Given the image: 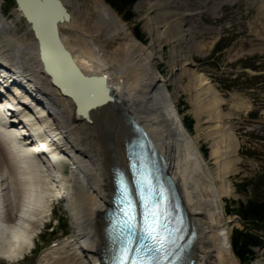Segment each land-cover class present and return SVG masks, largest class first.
I'll use <instances>...</instances> for the list:
<instances>
[{"label":"bare ground","instance_id":"bare-ground-1","mask_svg":"<svg viewBox=\"0 0 264 264\" xmlns=\"http://www.w3.org/2000/svg\"><path fill=\"white\" fill-rule=\"evenodd\" d=\"M168 1L152 3L145 0L141 7L149 5L155 13L165 16L170 14ZM92 9L94 18L87 21L86 12L78 13V17L70 13V21L58 28L60 40L76 67L84 75L104 76L112 91L113 100L85 111L86 117L75 113L73 99L61 95L59 88L52 85L51 75L43 70L31 25L28 24V29L32 38L21 39L16 37L14 27L11 30L6 27L0 16V32L5 33L0 41V62L20 71L36 86L33 97H43L52 113L48 114V120L50 132L60 145L58 154L68 153L72 156L69 162L73 165L76 162L69 173L74 184L71 198L76 214L74 231L91 249L87 264H97L106 250L103 214L113 193V171L116 167L127 169L124 146L133 134L125 114L136 119L154 140L159 154L166 160L167 174L183 198L191 230L196 235L185 264H237L229 245L231 225H224L218 218L222 198L229 194L228 188L214 187L205 171L206 160L184 130L169 95V100L165 101L163 89L168 91L156 73L153 46L150 45L148 50V46L137 41L104 0H92ZM17 12L22 18L21 12ZM43 12L39 6H33L31 10L32 16L42 22V27V19L46 18ZM145 24L148 25V19ZM175 27L179 33L176 37H179L182 25L177 23L174 25L176 30ZM100 28L109 31L108 37L122 39L121 43L106 52L105 46L98 44L94 36ZM184 32L188 36L189 31ZM71 39L75 43L74 51L68 43ZM194 45L200 48V45ZM49 71L83 108L90 104L89 91L69 79L61 65L53 68L50 61ZM203 81V78L198 79L197 86ZM215 102L214 98L210 100V103ZM114 132L123 141L121 146L113 139ZM36 143L37 147L48 149L45 142ZM220 150L215 146L209 154L210 159H218ZM30 155V150L11 131L0 128V259L7 264L14 263L23 250L30 249L35 230L49 213L48 198L55 196L50 194L45 176L41 175ZM228 164L218 167L216 180L224 179ZM76 243L67 239L62 249L55 253L57 257L44 258L40 264H85V257L77 255Z\"/></svg>","mask_w":264,"mask_h":264},{"label":"rangeland","instance_id":"rangeland-1","mask_svg":"<svg viewBox=\"0 0 264 264\" xmlns=\"http://www.w3.org/2000/svg\"><path fill=\"white\" fill-rule=\"evenodd\" d=\"M61 1L69 14L78 17V13L86 12L87 21L95 16L92 0ZM144 1L140 0L130 9L132 18L129 20L125 19L128 9L117 12L107 5L132 36L137 28L142 37L139 42L148 46V50L150 45L153 46L155 69L167 88L175 111L181 121L188 118L193 122L188 136L200 153L208 150L203 156L207 176L217 189L221 186L228 188L229 194L222 198L218 218L224 225H231V234L233 229H241L242 224L233 214L226 216L225 209L234 211L239 203L251 199L264 200V183L258 181L264 173V0H223L221 2L228 4L224 3L220 11L217 10L218 0L201 8L185 1L169 0L170 14L165 16L155 13L149 5L141 7ZM150 1L156 3L158 0ZM194 12H199L200 17H195ZM184 14L187 17H182ZM0 16L8 29L14 27L16 37L32 38L14 0H0ZM147 19L148 25L145 24ZM177 23L182 25L179 37H176L179 34L177 28L174 29ZM182 31H189L188 36ZM4 36L5 33L0 32V41ZM94 36L98 44L105 46L106 52L122 41L108 37L106 28H100ZM68 43L73 51L76 50L72 39ZM219 47L223 49L216 53ZM200 78L204 81L197 86ZM212 98L215 103H210ZM112 137L119 146L123 144L115 132ZM215 146H219L221 155L218 159H210L209 154ZM106 147L109 150L108 145ZM223 163H229L228 170L224 179L219 181L215 177ZM257 189L260 190L258 193ZM49 211L52 212L53 224L44 231L41 225L35 230L33 237L39 235L33 240L36 250L32 254L23 250L24 259L19 258L14 263L33 264L38 250L50 242L59 241L60 232L74 235L72 222L63 207L54 202L53 207L49 204ZM48 215L43 221H48ZM4 263L0 260V264ZM252 263L264 264V250L257 251L256 260Z\"/></svg>","mask_w":264,"mask_h":264},{"label":"snow or ice","instance_id":"snow-or-ice-1","mask_svg":"<svg viewBox=\"0 0 264 264\" xmlns=\"http://www.w3.org/2000/svg\"><path fill=\"white\" fill-rule=\"evenodd\" d=\"M127 171L114 174L117 203L122 205L127 233L121 231L112 264H164L167 248L174 244L178 229L172 226L165 191L153 184L139 142H130ZM140 217L139 242L136 243L137 217ZM147 254V255H146Z\"/></svg>","mask_w":264,"mask_h":264},{"label":"water","instance_id":"water-1","mask_svg":"<svg viewBox=\"0 0 264 264\" xmlns=\"http://www.w3.org/2000/svg\"><path fill=\"white\" fill-rule=\"evenodd\" d=\"M15 2L18 11L21 12V15L26 20V22L31 25L33 36L37 40L38 54L43 70L47 74L51 75L52 84L58 87L64 96H69L73 99L76 106V113L86 117L85 111L88 109H95L101 106L103 103L112 101V91L109 87H107L105 77L84 76L79 68L76 67L71 58V54L68 50H66L60 40L58 32L59 25L70 21V14L67 12L62 1L15 0ZM33 6H39V8H41L44 11L43 13L46 15V18L42 19L44 21L43 27L41 26L42 22H40L39 19L37 21V19L32 16L31 10ZM50 61L53 63V68L55 66L59 67L61 65L65 71L67 70L69 72L66 73L69 79L79 82L80 85L84 86L89 91L90 104L84 105L85 108H83L75 99V97L70 94L71 92L65 90V88L58 82L57 76H53L49 71ZM163 92L165 94V101H167L168 97L165 89H163ZM101 94L103 95V100H101ZM124 118L128 120L133 134V138L129 142L125 143L127 149V158L130 142L138 141L142 147V151H146L148 160L152 162V165H154V173L158 175V179L164 182L165 186L169 187L170 191H173L174 197L177 198L174 184L167 174L166 160L159 154L154 140L150 138L145 129L138 123L136 119L127 114L124 115ZM116 170L119 171V167H117ZM121 171L127 170L121 169Z\"/></svg>","mask_w":264,"mask_h":264},{"label":"trees","instance_id":"trees-1","mask_svg":"<svg viewBox=\"0 0 264 264\" xmlns=\"http://www.w3.org/2000/svg\"><path fill=\"white\" fill-rule=\"evenodd\" d=\"M137 1L138 0H105V2L117 12H122L124 9H128V12L125 15L126 20L132 18L130 9ZM134 35L137 39L142 40L137 28L134 30ZM192 124V120H189L188 118L183 119V125L188 131H191ZM202 153L206 156L207 150H203ZM258 192L257 189V193ZM227 213L231 214L232 212L230 209H227ZM235 214L245 223L264 230V200L259 201L257 199H251L246 204H239L237 210H235ZM259 244V238L249 232L235 230L232 233L231 247L235 257L242 264L248 263L253 258V253L250 248L258 246Z\"/></svg>","mask_w":264,"mask_h":264}]
</instances>
